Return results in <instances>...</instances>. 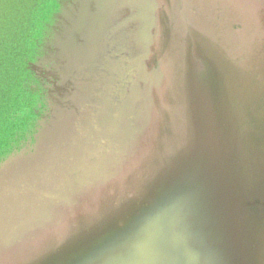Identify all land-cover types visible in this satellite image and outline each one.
Listing matches in <instances>:
<instances>
[{
  "label": "water",
  "instance_id": "95a60500",
  "mask_svg": "<svg viewBox=\"0 0 264 264\" xmlns=\"http://www.w3.org/2000/svg\"><path fill=\"white\" fill-rule=\"evenodd\" d=\"M47 9L11 46L0 264H264V0Z\"/></svg>",
  "mask_w": 264,
  "mask_h": 264
},
{
  "label": "rangeland",
  "instance_id": "374dc122",
  "mask_svg": "<svg viewBox=\"0 0 264 264\" xmlns=\"http://www.w3.org/2000/svg\"><path fill=\"white\" fill-rule=\"evenodd\" d=\"M51 4L52 0H0V155L28 141L35 130L30 104L20 86L19 56L16 50L11 53V46L19 32L41 24Z\"/></svg>",
  "mask_w": 264,
  "mask_h": 264
}]
</instances>
